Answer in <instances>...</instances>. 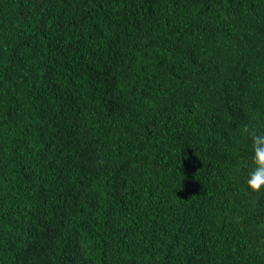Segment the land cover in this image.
<instances>
[{
	"label": "trees",
	"instance_id": "16d2710c",
	"mask_svg": "<svg viewBox=\"0 0 264 264\" xmlns=\"http://www.w3.org/2000/svg\"><path fill=\"white\" fill-rule=\"evenodd\" d=\"M264 0H0V264H264Z\"/></svg>",
	"mask_w": 264,
	"mask_h": 264
},
{
	"label": "clouds",
	"instance_id": "9594fccd",
	"mask_svg": "<svg viewBox=\"0 0 264 264\" xmlns=\"http://www.w3.org/2000/svg\"><path fill=\"white\" fill-rule=\"evenodd\" d=\"M252 142V163L253 167L247 174L245 184L251 192L264 191V132H256L244 128Z\"/></svg>",
	"mask_w": 264,
	"mask_h": 264
}]
</instances>
